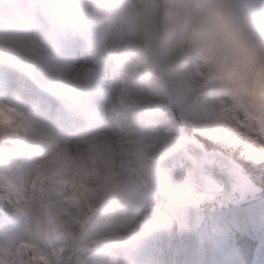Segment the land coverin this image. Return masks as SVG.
Returning a JSON list of instances; mask_svg holds the SVG:
<instances>
[{
	"label": "clouds",
	"instance_id": "1",
	"mask_svg": "<svg viewBox=\"0 0 264 264\" xmlns=\"http://www.w3.org/2000/svg\"><path fill=\"white\" fill-rule=\"evenodd\" d=\"M0 62L73 110L59 125L0 96V264H135L129 245L208 199L130 117L165 110L264 156V0H0Z\"/></svg>",
	"mask_w": 264,
	"mask_h": 264
},
{
	"label": "rangeland",
	"instance_id": "2",
	"mask_svg": "<svg viewBox=\"0 0 264 264\" xmlns=\"http://www.w3.org/2000/svg\"><path fill=\"white\" fill-rule=\"evenodd\" d=\"M64 51L74 63H84L87 53ZM110 70H97L93 79L103 78ZM9 96L18 104L42 101L40 115L63 125L73 110L63 100L54 99L36 87L30 79L10 65L0 62V96ZM138 122L145 135L161 134L170 140V147L160 158L186 188L203 194L198 207L177 210L159 220V230L135 245H129L135 264H153L167 259L183 264H200L205 255L209 264H264V198H259L246 171L229 153L206 146L201 138L220 140L201 133L187 134L182 120L165 110L130 117ZM198 132V131H197ZM197 134L200 137H197ZM252 158L264 156L246 151ZM218 193H228V199L217 203ZM10 214L0 216V226L10 224ZM251 260H254L250 263Z\"/></svg>",
	"mask_w": 264,
	"mask_h": 264
},
{
	"label": "trees",
	"instance_id": "3",
	"mask_svg": "<svg viewBox=\"0 0 264 264\" xmlns=\"http://www.w3.org/2000/svg\"><path fill=\"white\" fill-rule=\"evenodd\" d=\"M38 88L41 89L42 91H45L39 86ZM182 128L187 134L190 135H193L194 133H200L194 130L192 126H190L185 122H182ZM198 136L200 137V135L197 134V137ZM201 140L205 143L206 146H212L215 149L221 150L224 153H229L230 157L234 158L246 171L249 178L252 180V183L255 186L256 190L259 191L261 194H264V159L258 160L252 158L246 152L247 150L240 147L239 145L231 144L221 140H220V144L219 143L211 144L212 142H210L205 138H201ZM214 140L216 139H212L211 141ZM2 214L4 215L6 214V216H8V211L6 209H0V216Z\"/></svg>",
	"mask_w": 264,
	"mask_h": 264
},
{
	"label": "bare ground",
	"instance_id": "4",
	"mask_svg": "<svg viewBox=\"0 0 264 264\" xmlns=\"http://www.w3.org/2000/svg\"><path fill=\"white\" fill-rule=\"evenodd\" d=\"M254 260H251L250 261V263H252ZM260 261L262 262V263H264V256H262L261 258H260Z\"/></svg>",
	"mask_w": 264,
	"mask_h": 264
}]
</instances>
